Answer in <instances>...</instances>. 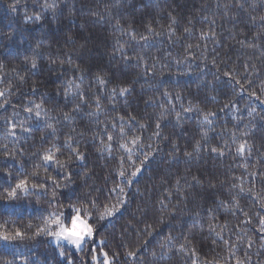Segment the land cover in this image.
Returning a JSON list of instances; mask_svg holds the SVG:
<instances>
[{"label":"trees","instance_id":"trees-1","mask_svg":"<svg viewBox=\"0 0 264 264\" xmlns=\"http://www.w3.org/2000/svg\"><path fill=\"white\" fill-rule=\"evenodd\" d=\"M0 264H264V0H0Z\"/></svg>","mask_w":264,"mask_h":264},{"label":"rangeland","instance_id":"rangeland-1","mask_svg":"<svg viewBox=\"0 0 264 264\" xmlns=\"http://www.w3.org/2000/svg\"><path fill=\"white\" fill-rule=\"evenodd\" d=\"M51 223V242L57 246L68 243L75 249H80L87 239L94 237L90 222L78 213H75L69 222L61 215ZM65 249V246L60 249L63 256L68 254Z\"/></svg>","mask_w":264,"mask_h":264}]
</instances>
